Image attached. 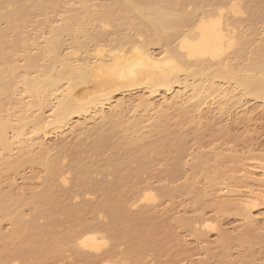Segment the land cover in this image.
<instances>
[{
  "label": "bare ground",
  "instance_id": "bare-ground-1",
  "mask_svg": "<svg viewBox=\"0 0 264 264\" xmlns=\"http://www.w3.org/2000/svg\"><path fill=\"white\" fill-rule=\"evenodd\" d=\"M247 98L264 107V0H0V223L10 226L1 246L21 243L8 251L22 264H139L155 244L152 205L182 194L197 208L211 198L246 226L237 244L222 230L214 244L202 230L210 221L178 220L204 245L200 264H228L233 242L264 248L252 213L264 206L263 162L250 168L256 179L245 169L239 179L237 155L201 152L182 186L152 182L178 181L184 127L203 106L220 99L219 111H231ZM18 177L39 184L27 192ZM85 211L112 222H78ZM60 216H77L68 224L78 230L58 236Z\"/></svg>",
  "mask_w": 264,
  "mask_h": 264
},
{
  "label": "rangeland",
  "instance_id": "rangeland-1",
  "mask_svg": "<svg viewBox=\"0 0 264 264\" xmlns=\"http://www.w3.org/2000/svg\"><path fill=\"white\" fill-rule=\"evenodd\" d=\"M259 28H261V26H259ZM259 31L261 32L262 30L260 29ZM247 99H244L245 101L243 100L242 104L240 103L239 106L237 105L233 107L232 110L230 109L231 111H229V108L228 110L219 111L220 101L218 100L220 99H216L215 101L211 100L209 101L208 106H203L196 114V119L199 123H189L190 125H186L184 127V132L187 133V140L185 144V151L180 160L182 165L180 178L178 179V181L172 182V185L166 180L157 181L156 179H154V181L152 180L154 188L165 185L170 187L182 186L191 173L193 156L198 153L200 154L201 152H203V154L219 152L222 155H237L239 159H242L243 161L238 162V164L236 163L238 165L237 170L239 172H237L235 176L237 178L239 177V179L242 178L240 175L244 173L242 169H245L252 172L256 179V177L259 176V172L250 170V168H258L261 162L264 163V107L259 101H254V99L252 98L248 100ZM219 130L220 132L222 131V134L219 132ZM50 140L48 144L53 143V139ZM241 163L244 166H242ZM223 166L227 169L230 166H235V164L226 162ZM162 168V164L157 163L155 165V168L153 167V174L157 175V171L161 170ZM33 174L41 177L43 176V174L39 173V170L33 171ZM24 175L28 177L31 175V173L29 172V170H27ZM145 178L147 179L146 176H143L142 179L144 180ZM27 181H23L20 177H18L15 179V185L22 188L24 191L27 190V192H29L33 187H37L39 184V182L37 181ZM241 181L245 183L243 179H241ZM243 183L242 185L244 186ZM3 184L6 188L7 183L5 182ZM252 184V189H255V187L258 186L255 183L254 185L256 186ZM195 186L197 189L203 190L204 182L199 180V182L197 181ZM240 189L243 190L242 188ZM93 196L94 197H87V199L92 203L97 202L99 196ZM210 201L211 198L205 199L204 203L201 204L202 206L200 208H197L193 204V201L189 196L174 194L171 199L158 200L154 205H152L153 209L150 213L151 218L149 217V220L146 223L150 225L152 229L153 241L155 242V244L144 249L142 251V254L140 253V256L138 257L139 264H170L172 261L180 262V264H187L188 261H192L194 264H200L205 260L206 254L204 253V245L196 241V239L187 229L178 228V220L182 218L192 219L196 216H202L204 219L210 221V223L214 226V229H202L206 231V236L209 243L215 244L219 240V232L222 230L226 232L233 241L236 238V242H234L237 244L239 239L242 238V235H245L244 231L246 229V226L244 222L240 219V217H238L231 211L228 214L220 213L215 207L210 205ZM131 211L135 212L137 210L131 208ZM252 213L258 218V224L261 227H264L263 203L259 201L257 208H255ZM26 214H28V211L26 212ZM102 216L103 218L100 219L97 217V213L92 214L91 211H85L81 215L80 219H75L77 218V216L69 219L74 220L73 222L75 223L77 220L78 222L92 225L97 222L105 227L111 220H108L109 217L105 214V212H102ZM69 219H66L64 217L62 218V216L58 217L57 221L61 222H58L56 228L54 227V232L58 236L60 235L61 237V235H63L66 230L73 229V227L74 229L78 230V228L74 226L75 223L68 224V222H70ZM41 223L44 224L45 222L41 221ZM110 224L111 223H109L108 225L110 226ZM0 227L2 233H6L10 229V226L7 222H1ZM42 241L45 242V239H43ZM234 242L231 244V247L228 251V264H245L249 262L253 264L264 263L263 247L256 246L249 251H243V253L242 250L234 244ZM47 243H50V240ZM116 244L117 245L111 247L113 249L115 248V256L112 258L113 262L119 261L121 259L120 255L127 249V246L122 241ZM21 246V243L20 245L16 243L11 248H8V245L6 246V248L4 246H1L0 244V258L5 257V261H3V264H13L16 260H19L18 262L21 261L20 263L22 264L23 260L19 259L21 257L11 258L9 257L10 251H8L14 248H21ZM110 246L107 248H110ZM49 247L51 246L49 245ZM69 254L71 253H64L66 257L72 256V254ZM243 254L245 256H243ZM65 256L62 262L70 263L71 261L68 259L66 260ZM0 264H2V262H0Z\"/></svg>",
  "mask_w": 264,
  "mask_h": 264
}]
</instances>
